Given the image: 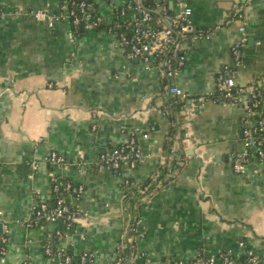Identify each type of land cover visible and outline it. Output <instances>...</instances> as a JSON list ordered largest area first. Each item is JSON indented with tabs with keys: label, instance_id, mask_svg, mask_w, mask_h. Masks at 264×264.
Segmentation results:
<instances>
[{
	"label": "crops",
	"instance_id": "0c3cea01",
	"mask_svg": "<svg viewBox=\"0 0 264 264\" xmlns=\"http://www.w3.org/2000/svg\"><path fill=\"white\" fill-rule=\"evenodd\" d=\"M91 1L109 23L107 2ZM183 1L202 33L185 43L186 61L175 78L185 100L168 93L156 68L126 59L105 28L81 30L72 39L67 22L49 25L28 14L55 12L53 0H0V264H57L44 252L57 229L56 247L90 250L92 264H110L133 209L145 232L136 239V264L186 263L199 251L248 249L264 264V165L251 156L244 173L231 169L232 154L243 149L245 113L208 96L216 73L232 62L237 24L223 22L233 12L242 14L252 37L235 81L264 92V0ZM131 136L147 155L134 169L118 175L97 166L100 154ZM166 139L172 141L168 153ZM51 151L65 155L66 168L45 163ZM52 173L83 188L78 199H67L80 209L70 230L58 222L27 225L32 206L52 202ZM127 175L149 186L145 194L122 198Z\"/></svg>",
	"mask_w": 264,
	"mask_h": 264
},
{
	"label": "built area",
	"instance_id": "2783aa9c",
	"mask_svg": "<svg viewBox=\"0 0 264 264\" xmlns=\"http://www.w3.org/2000/svg\"><path fill=\"white\" fill-rule=\"evenodd\" d=\"M55 12L48 8L30 11L28 14L51 25L55 21H65L70 26L72 39L77 38L82 30L105 28L114 34L116 44L124 52L128 60H139L145 68H156L165 80V86L171 95L181 100L187 98V93L176 83L175 78L186 61L184 46L187 40L197 38L202 33L194 27L191 8L183 0H126L119 4L116 0H105L109 6L113 19L106 23L98 13L91 0H53ZM173 4L180 5L176 12L172 11ZM21 13L20 11H16ZM131 12V13H130ZM237 24L238 36L229 50L232 62L223 64L215 75V87L208 95L213 102H225L234 107H241L244 115L239 122L241 127V152L232 154L231 169L236 173H244L246 164L251 156L264 165V92L256 85L239 86L235 81V70L242 64V49L247 43V30L239 12L231 13L223 22ZM48 86H52L48 83ZM173 117V112L165 111ZM174 126L175 121L171 119ZM146 138L147 134H143ZM138 145L137 138L131 136L129 140L102 154L97 159V166L118 175L134 169L145 159ZM45 163L55 170L67 167L65 155L51 151L45 157ZM33 166H36L33 164ZM167 174L171 175L168 169ZM52 202L41 201L31 208L27 221L28 226H38L47 222H58L65 230H70L80 209L75 203L73 206L68 198L78 199L82 192L81 185H74L51 174ZM123 195L125 200L145 194L149 186L136 184L130 176L122 179ZM2 211H0V216ZM139 222L135 209L129 213L124 224L121 239L116 247V258L110 264H136L140 254L136 246V239L144 236L145 232L139 229ZM62 236L61 230H55L52 238L44 243V252L57 264H92L94 254L90 250H83L77 254L69 251L66 246H55L54 243ZM4 240L0 232V241ZM0 247V255L3 254ZM148 262L149 259L146 258ZM258 257L248 249L244 253L234 254L230 250H222L207 254L203 251L196 253L188 262L177 264H257ZM23 264H27L24 262ZM172 264V263H167Z\"/></svg>",
	"mask_w": 264,
	"mask_h": 264
},
{
	"label": "trees",
	"instance_id": "16d2710c",
	"mask_svg": "<svg viewBox=\"0 0 264 264\" xmlns=\"http://www.w3.org/2000/svg\"><path fill=\"white\" fill-rule=\"evenodd\" d=\"M180 104L181 103H176V104H174V106L173 107H171V111H173V110H175V108H179L180 107ZM169 117H171V116H169ZM171 132H173V129L171 128ZM169 142L171 143L172 141L170 140V139H166V141H165V149H167L166 150V152L168 153L169 152V150H170V144H169Z\"/></svg>",
	"mask_w": 264,
	"mask_h": 264
},
{
	"label": "water",
	"instance_id": "95a60500",
	"mask_svg": "<svg viewBox=\"0 0 264 264\" xmlns=\"http://www.w3.org/2000/svg\"><path fill=\"white\" fill-rule=\"evenodd\" d=\"M81 30H82V28H81ZM193 39H188L187 41L188 42H190V41H192ZM252 40V37H250V38H248V41H251ZM1 227H2V224L0 223V232L2 231V229H1Z\"/></svg>",
	"mask_w": 264,
	"mask_h": 264
}]
</instances>
